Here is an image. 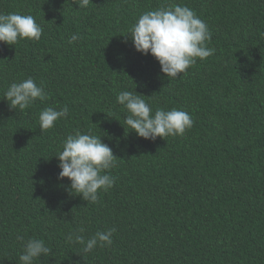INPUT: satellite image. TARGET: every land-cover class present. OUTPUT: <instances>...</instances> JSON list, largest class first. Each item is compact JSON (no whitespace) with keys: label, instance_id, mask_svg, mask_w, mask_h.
<instances>
[{"label":"trees","instance_id":"1","mask_svg":"<svg viewBox=\"0 0 264 264\" xmlns=\"http://www.w3.org/2000/svg\"><path fill=\"white\" fill-rule=\"evenodd\" d=\"M172 4L206 23L215 52L168 80L125 36L141 14ZM0 13L30 14L43 28L39 41L0 43V264H19L29 238L51 249L35 264H264V0H92L82 10L0 0ZM27 78L47 99L10 109L4 92ZM125 90L153 114L187 112L192 128L139 138L117 103ZM64 106L68 117L42 133L39 113ZM89 130L118 158L106 173L115 184L95 204L57 179L55 157L68 135ZM80 227L85 239L115 228L112 245L82 255L66 242Z\"/></svg>","mask_w":264,"mask_h":264},{"label":"clouds","instance_id":"2","mask_svg":"<svg viewBox=\"0 0 264 264\" xmlns=\"http://www.w3.org/2000/svg\"><path fill=\"white\" fill-rule=\"evenodd\" d=\"M92 0H73L79 10L87 9ZM43 28L30 15L19 13H0V43L13 46L22 40L39 41ZM136 52L145 56L151 54L161 66V72L168 79H179L187 75L188 69L204 61L215 52L207 45L211 41V32L206 23L189 7L180 4L161 6L156 10L141 14L129 29ZM80 39L73 34L69 44ZM145 96L136 91H121L117 94V103L126 110L124 124L139 138L155 141L157 138L185 135L193 126L191 116L179 109H157L152 113ZM47 93L43 86H38L33 78L13 82L4 92V100L10 109L24 110L30 108L37 100L43 102ZM69 108L64 106L57 110L47 107L39 113L40 130L43 132L55 127L57 121L67 118ZM125 128V127H124ZM126 131V129H125ZM130 132V133H131ZM60 172L57 179L70 181L71 195L82 197L88 204L99 201L100 194L108 192L115 184L114 178L106 174L115 167L118 159L112 149L91 131H76L62 142V150L55 156ZM115 228L97 231L85 239L83 227L70 232L66 242L80 246L82 255L92 252L97 246H111ZM24 240L23 237H18ZM51 249L43 239L29 238L23 243L19 254V264H35L41 257H48Z\"/></svg>","mask_w":264,"mask_h":264}]
</instances>
